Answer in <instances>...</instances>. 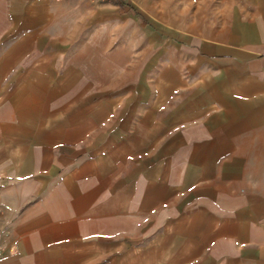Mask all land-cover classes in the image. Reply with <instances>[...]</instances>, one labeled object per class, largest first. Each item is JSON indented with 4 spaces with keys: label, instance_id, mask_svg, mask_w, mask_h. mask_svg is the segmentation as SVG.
Here are the masks:
<instances>
[{
    "label": "crops",
    "instance_id": "1",
    "mask_svg": "<svg viewBox=\"0 0 264 264\" xmlns=\"http://www.w3.org/2000/svg\"><path fill=\"white\" fill-rule=\"evenodd\" d=\"M219 1L100 96L34 84L98 4L0 0V264H264V0Z\"/></svg>",
    "mask_w": 264,
    "mask_h": 264
},
{
    "label": "rangeland",
    "instance_id": "2",
    "mask_svg": "<svg viewBox=\"0 0 264 264\" xmlns=\"http://www.w3.org/2000/svg\"><path fill=\"white\" fill-rule=\"evenodd\" d=\"M219 2L125 0L121 4L96 5L99 6L98 17L91 25L84 22L82 38L65 42V55H50L55 62L51 60L37 66L34 84H71L70 88H77L78 84H98L102 96L108 84L153 81L154 58L148 56L146 50H154L156 35H169L177 30L196 31L208 26L205 24L208 20L232 17L233 10L227 7L229 3Z\"/></svg>",
    "mask_w": 264,
    "mask_h": 264
},
{
    "label": "built area",
    "instance_id": "3",
    "mask_svg": "<svg viewBox=\"0 0 264 264\" xmlns=\"http://www.w3.org/2000/svg\"><path fill=\"white\" fill-rule=\"evenodd\" d=\"M85 1H89L92 3L98 4V5H103V4H106L109 2H115L117 0H85ZM121 1H125V0H121ZM3 256H4V250H3L2 246H0V263H1Z\"/></svg>",
    "mask_w": 264,
    "mask_h": 264
},
{
    "label": "trees",
    "instance_id": "4",
    "mask_svg": "<svg viewBox=\"0 0 264 264\" xmlns=\"http://www.w3.org/2000/svg\"><path fill=\"white\" fill-rule=\"evenodd\" d=\"M119 2L121 1V0H118Z\"/></svg>",
    "mask_w": 264,
    "mask_h": 264
}]
</instances>
